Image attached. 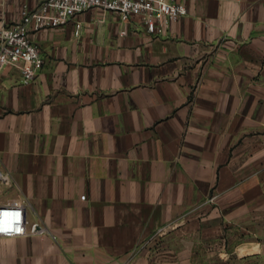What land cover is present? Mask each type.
<instances>
[{
  "label": "crops",
  "instance_id": "crops-1",
  "mask_svg": "<svg viewBox=\"0 0 264 264\" xmlns=\"http://www.w3.org/2000/svg\"><path fill=\"white\" fill-rule=\"evenodd\" d=\"M177 1L163 33L93 8L31 32L32 81L0 69V206L49 229L0 264H264V0Z\"/></svg>",
  "mask_w": 264,
  "mask_h": 264
},
{
  "label": "built area",
  "instance_id": "built-area-1",
  "mask_svg": "<svg viewBox=\"0 0 264 264\" xmlns=\"http://www.w3.org/2000/svg\"><path fill=\"white\" fill-rule=\"evenodd\" d=\"M93 8L117 12L124 21L141 16L151 33H163L172 21L187 13V7L177 0H42L33 8L25 4L21 20L0 30V69L16 66L22 71L24 82L32 81L44 59L38 45L31 40V32L57 27ZM24 210L19 200L0 206V236L49 233L48 227L39 223L28 227Z\"/></svg>",
  "mask_w": 264,
  "mask_h": 264
}]
</instances>
